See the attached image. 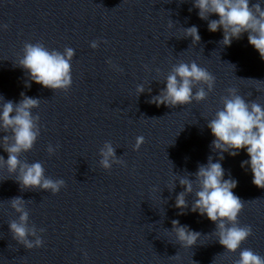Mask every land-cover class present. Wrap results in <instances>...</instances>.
<instances>
[{
	"label": "clouds",
	"instance_id": "1",
	"mask_svg": "<svg viewBox=\"0 0 264 264\" xmlns=\"http://www.w3.org/2000/svg\"><path fill=\"white\" fill-rule=\"evenodd\" d=\"M193 7L199 10L200 19L208 21L210 32L223 29V39L220 41L222 45L230 46L234 39L238 40L247 33L249 44L264 59V8L261 7L260 0L256 3H250V0H193ZM213 14L218 15L219 19L209 20V16ZM171 26L170 23L169 27ZM7 27L6 24L0 25L3 29ZM183 31L185 38L191 37L193 45L200 42L201 36L197 26L183 28ZM98 46L99 41H92L90 44L93 49ZM74 55L75 50L71 47H65L64 51L60 52L48 49L40 42H29L24 44L23 56L17 65L26 70L30 81L54 92H66L72 85L71 61ZM108 63L111 65V60ZM165 83L166 87L148 102L157 107L165 105L175 108L191 104L193 101L199 103L206 100L214 90L215 77L194 61L180 62L172 66ZM147 90L151 92V88ZM144 92V85H138V96ZM227 92L228 95L221 97L223 107L207 122V127L215 137L211 147L219 153V159L213 162V157L209 156L207 164L199 165L195 173H187L179 178V184L184 191L176 196L174 206L181 209L179 215L184 214L183 210L189 207L187 197L193 194L195 184L197 190L191 203V211L198 212L201 216L206 215L215 223L216 229L211 234L216 235L219 244L227 252L235 253L253 234V230L250 225L239 226L238 215L245 202L233 193L238 182L230 175L228 179L224 178L225 170L220 161L224 159L223 153L234 157L241 149H246L250 159L242 161L241 167H250L253 174L252 183L258 188H264V106L255 101L246 102L235 88H229ZM21 97V100L15 103L11 100L5 101L0 96V133H3L0 135V147L8 154L6 160L0 155V168L6 167L9 174L16 176L15 180L21 190L39 189L56 194L65 186L63 179L53 180L46 177L41 162L29 164L20 159L23 153L33 149L41 132L39 115L32 113L33 109L39 107L40 99L29 97L23 92ZM144 143L143 136L137 137L133 150L138 151ZM58 147L59 145L55 148L49 145V155L54 154ZM99 155V164L105 170H110L113 164H125L123 159L117 157L111 142L104 143ZM174 189L175 184L171 191ZM9 202L11 208L19 214L18 219L9 223L13 239L29 250L41 247L44 242L36 227L29 226L27 201L14 197ZM171 223V230L175 232L177 242L182 247L191 248L200 239L201 233L191 230L187 225H181L179 220L174 219ZM39 231L43 232L44 229ZM234 264H264V257L245 248L240 251L239 259Z\"/></svg>",
	"mask_w": 264,
	"mask_h": 264
}]
</instances>
